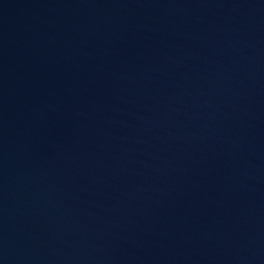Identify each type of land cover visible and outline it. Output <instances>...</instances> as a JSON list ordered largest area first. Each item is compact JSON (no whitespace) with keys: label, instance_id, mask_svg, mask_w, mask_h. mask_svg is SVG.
<instances>
[{"label":"water","instance_id":"95a60500","mask_svg":"<svg viewBox=\"0 0 264 264\" xmlns=\"http://www.w3.org/2000/svg\"><path fill=\"white\" fill-rule=\"evenodd\" d=\"M0 264H264V0H0Z\"/></svg>","mask_w":264,"mask_h":264}]
</instances>
